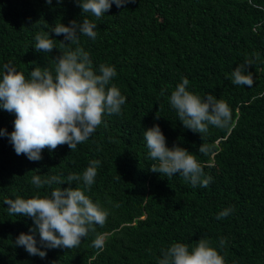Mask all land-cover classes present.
<instances>
[{
  "label": "trees",
  "instance_id": "16d2710c",
  "mask_svg": "<svg viewBox=\"0 0 264 264\" xmlns=\"http://www.w3.org/2000/svg\"><path fill=\"white\" fill-rule=\"evenodd\" d=\"M83 18L97 24V37L79 35V46L97 72L101 64L115 67L112 84L126 103L121 114H105L75 150L67 144L46 148L40 161L17 155L8 138L0 136V264L43 261L15 246L34 222L9 215L5 201L50 197L56 188L67 187L82 188L109 215L78 247L42 248L56 264H127L129 248L144 264H155L144 256L162 254L176 242L191 248L201 238L224 256L225 264H264V0H135L122 8L113 4L99 19L83 15L76 0H52L51 5L46 0H0V79L5 65L26 78L35 67L55 76V58L76 46L62 45L64 36L51 28ZM37 33H50L58 48L36 51ZM245 60L252 62L251 87L234 85L231 79ZM184 78L192 93L202 98L211 93L228 104L232 119L227 127L209 126L200 134L183 126L170 97ZM14 120V113L0 109V129L11 133ZM156 124L169 148L179 144L202 166L216 165L205 167L213 174L212 184L193 187L179 173L164 177L149 170L157 162L149 156L144 133ZM202 144L206 154L199 152ZM93 160L101 163L90 190L82 180L66 181L70 174L82 177ZM36 175L65 182L37 188L31 183ZM227 208L234 210L217 219ZM142 217L146 219L140 221ZM133 220L145 229L137 242L133 227L118 230ZM97 235L105 239L102 249L93 246ZM36 239L41 247L38 233ZM221 239L226 240L223 248Z\"/></svg>",
  "mask_w": 264,
  "mask_h": 264
},
{
  "label": "clouds",
  "instance_id": "9594fccd",
  "mask_svg": "<svg viewBox=\"0 0 264 264\" xmlns=\"http://www.w3.org/2000/svg\"><path fill=\"white\" fill-rule=\"evenodd\" d=\"M46 2L52 4V0ZM134 2L135 0H76L83 15L91 14L97 19L107 13L113 4L122 8ZM96 28L97 24L87 18H83L82 22L73 20L69 25L61 22L51 28L52 33L64 36L62 45L76 46L66 51L59 48L62 54L55 58V76L47 68L42 70L41 67H35L30 78H26L23 72L5 65L6 71L0 79V109L14 113L15 120L14 130L9 133L6 128L0 129V136L8 138L17 155H25L35 162L43 159L42 152L46 148L54 151L58 146L67 144L73 151L78 144L89 139L101 125L105 114H121L126 97L112 84L117 74L115 67L101 64L97 72L89 53L79 46V35L95 40ZM35 40L34 48L38 52L51 53L54 48H58L50 33H37ZM251 65L250 60H245L234 69L231 74L234 85H253V73L248 71ZM189 83L184 78L170 97V104L177 111L183 126L200 134L207 133L209 126L221 129L227 127L232 119L228 104L211 93L206 98L192 93L187 89ZM159 117L157 114V118ZM144 139L150 158L157 162L150 166L151 172L160 173L164 177L179 173L193 187L212 184L213 174L205 170V167L216 165L211 163L202 166L194 155L179 144L169 148L158 124L145 130ZM207 151L202 144L199 152L206 154ZM100 163L99 160L91 161L82 177L70 174L66 181L71 184L82 180L84 187L90 190ZM53 182L63 184L65 181L58 176L42 181L39 175L33 176L31 181L37 188ZM231 187L235 190L236 185ZM5 204L8 205L9 215L32 218L34 223L30 234L21 233L14 243L15 246L23 247L29 255L42 258L41 264H56L57 260L46 257L47 252L42 248L78 247L90 231H95L97 225L102 227L105 224L109 215L108 210L99 203H94L80 187L56 188L50 197H18L6 200ZM233 210L224 209L216 218L227 217ZM145 219L146 217H142L140 221ZM132 227L134 242H137L145 232L139 222H126L118 230ZM37 233L41 247L37 246ZM104 240L102 235H97L93 246L102 249ZM225 243L226 240L221 239L220 247L223 248ZM129 256L131 260L127 264H144L145 260L133 256L130 248ZM144 257L152 258L155 264H225L224 256L206 238H201L191 248L189 244L176 242L163 250L162 254L150 253Z\"/></svg>",
  "mask_w": 264,
  "mask_h": 264
}]
</instances>
